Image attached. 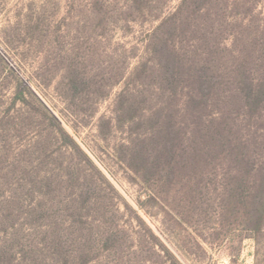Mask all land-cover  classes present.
I'll return each instance as SVG.
<instances>
[{
	"label": "rangeland",
	"instance_id": "obj_1",
	"mask_svg": "<svg viewBox=\"0 0 264 264\" xmlns=\"http://www.w3.org/2000/svg\"><path fill=\"white\" fill-rule=\"evenodd\" d=\"M173 13H205L228 46L264 28V0H0V264H264V225L218 186L230 164L188 173L184 141L157 156L155 128L186 125L142 110L167 95L145 51Z\"/></svg>",
	"mask_w": 264,
	"mask_h": 264
},
{
	"label": "trees",
	"instance_id": "obj_2",
	"mask_svg": "<svg viewBox=\"0 0 264 264\" xmlns=\"http://www.w3.org/2000/svg\"><path fill=\"white\" fill-rule=\"evenodd\" d=\"M207 19L203 13L192 23V18L173 13L150 34L145 53L154 63L155 87L167 95L163 99L158 97L153 109L142 110L150 112L151 117L160 108L163 110L164 105L183 112L184 129L172 115L165 126L155 128L153 136L160 143L157 156L175 158L179 153L175 145L184 141L189 147L185 151L186 163L182 165L186 172L197 168L196 174L207 176V167L213 162L216 171L230 164L225 174L228 176L218 181V186L226 191L230 189L228 212L235 220L241 218L259 231L264 225V46L259 37L264 34V28L246 30L241 36L235 33L237 42L228 46L220 33L207 32V27L202 26ZM18 86L17 100L27 102L30 95L35 97L19 78ZM51 118L56 120L54 115ZM58 125L65 131L59 122ZM237 127L246 129L243 137L236 138L233 134ZM65 134L80 147L73 136L67 131ZM140 135L152 137L148 131ZM249 142L261 151H253ZM158 169L171 172L162 166ZM208 183L204 186H212ZM249 203L254 205L249 208ZM242 206L247 210L242 211Z\"/></svg>",
	"mask_w": 264,
	"mask_h": 264
}]
</instances>
